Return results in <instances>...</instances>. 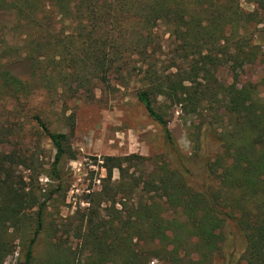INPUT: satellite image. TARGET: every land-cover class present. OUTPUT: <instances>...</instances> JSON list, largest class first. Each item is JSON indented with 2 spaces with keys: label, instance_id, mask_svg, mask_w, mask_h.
I'll use <instances>...</instances> for the list:
<instances>
[{
  "label": "trees",
  "instance_id": "16d2710c",
  "mask_svg": "<svg viewBox=\"0 0 264 264\" xmlns=\"http://www.w3.org/2000/svg\"><path fill=\"white\" fill-rule=\"evenodd\" d=\"M262 48L264 0H0V264L15 252L17 264H264V68L252 77ZM134 78L168 151L104 156L86 205L54 219L49 208L68 191L63 163L76 156L32 100ZM176 107L193 130L191 156L169 128ZM5 112L35 120L54 148L48 168L24 152V122L1 121ZM227 221L242 237L239 258L223 248Z\"/></svg>",
  "mask_w": 264,
  "mask_h": 264
},
{
  "label": "rangeland",
  "instance_id": "374dc122",
  "mask_svg": "<svg viewBox=\"0 0 264 264\" xmlns=\"http://www.w3.org/2000/svg\"><path fill=\"white\" fill-rule=\"evenodd\" d=\"M242 6L248 10L253 9V4L244 1ZM158 33L164 44L160 60L166 61L169 54L168 33L163 25L158 28ZM263 65H258L252 77L264 68ZM12 66L17 72L27 71L25 62H17ZM138 83L134 78L127 86L116 85L115 90L103 85H93L90 96L82 94L78 97H68L60 93L52 99L37 95L32 100V104L38 106L43 120L51 130L66 132L69 135L76 156L75 159L65 160L63 163V183L68 191L64 200L60 197V200L50 206L49 212L54 219L62 220L63 217L71 215L76 207L86 205L81 200L82 192L87 187H96L99 179L105 176L106 169L101 166L104 156L130 153L151 156L168 151L162 128L147 115L137 99ZM170 110L173 112L167 117L175 144L184 155L191 156L194 153L195 137L191 141L189 133L192 134L193 130H187L184 117L177 107ZM6 118L9 121L24 122L25 136L21 139L24 152L38 164L48 168L53 160L54 148L35 120L8 112L4 113L1 121ZM212 150L210 144L204 148V152L208 154ZM190 161L198 166L193 169V180L199 183L202 178L199 175V156L191 158ZM18 169L25 176L29 174V170L24 166H19ZM117 177L118 172L114 169L113 178ZM39 182L43 187H47L48 181L44 174L40 175ZM236 232L233 222L227 221L223 229L226 237L223 248L227 249V252L234 251V256L239 258L244 246L242 237ZM19 258L21 255L15 252L5 259L4 264H17ZM151 264L163 263L153 259ZM213 264H220V259Z\"/></svg>",
  "mask_w": 264,
  "mask_h": 264
}]
</instances>
